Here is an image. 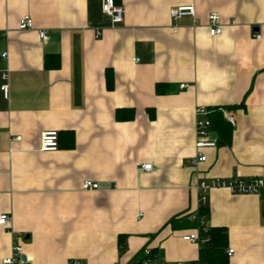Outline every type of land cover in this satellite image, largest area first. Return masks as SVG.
I'll list each match as a JSON object with an SVG mask.
<instances>
[{
  "label": "crops",
  "instance_id": "obj_1",
  "mask_svg": "<svg viewBox=\"0 0 264 264\" xmlns=\"http://www.w3.org/2000/svg\"><path fill=\"white\" fill-rule=\"evenodd\" d=\"M102 2L0 0V213L10 217L0 264L19 238L23 264H192L202 241L182 239L193 228L183 220L200 208L207 228L226 230L227 264H264V197L213 188L202 204L197 188L264 176V0H116V24ZM180 5L194 14L171 18ZM210 12L222 18L218 35ZM201 105L235 122L228 142L210 132L203 161ZM125 108L133 117L116 119ZM45 130L58 132L57 150H39ZM84 180L98 187L83 190Z\"/></svg>",
  "mask_w": 264,
  "mask_h": 264
},
{
  "label": "built area",
  "instance_id": "obj_2",
  "mask_svg": "<svg viewBox=\"0 0 264 264\" xmlns=\"http://www.w3.org/2000/svg\"><path fill=\"white\" fill-rule=\"evenodd\" d=\"M102 12L109 18L111 24H116L122 21L123 7L114 2V0H103L101 6ZM171 18H177L182 15H193L194 7L193 5H180L173 7L169 11ZM32 26V19L29 15H23L18 23L19 29H28ZM207 26L208 33L210 36L218 35L222 31V18L218 12H210L207 16ZM38 35L40 39L46 40L47 33L45 31H39ZM252 36L259 40L261 39V34L255 29H252ZM6 53H3L2 56H5ZM3 83L0 85V89L7 94V72L3 71L1 74ZM180 87H184V84H181ZM220 111L222 116L233 125L234 118L231 115H228L227 111L224 108H209L205 106H198L196 108V121H195V147L198 151L199 156L197 160H205V155L201 152V149L208 147H215L216 141L209 137L211 129V120L210 115L215 111ZM20 136H15L12 138L14 141L20 140ZM58 132L56 130H45L41 131L39 134V150L41 151H55L58 149ZM138 167L143 170H151V163H138ZM98 184L90 181L84 180L81 184L83 190L96 189ZM199 191V201L204 204L207 199L208 192L213 188H225L231 193L235 194H255L261 197H264V176H251L247 178L241 177H230V178H212L209 180L201 179L197 185ZM9 215L6 213H0V225L7 226L9 221ZM191 221H197V226L193 227L189 233H186L182 236V239L190 242L199 243L202 241L200 238L199 232L201 229L203 231L207 230V227L204 223V217L197 216L193 214L189 217ZM234 250L232 248L227 249V255H231ZM23 253L22 240L19 238L12 246L11 255L2 258V264H23L26 259ZM69 264H87L82 260L73 259ZM119 264V263H111ZM138 264V263H132ZM184 264V263H176Z\"/></svg>",
  "mask_w": 264,
  "mask_h": 264
},
{
  "label": "trees",
  "instance_id": "obj_3",
  "mask_svg": "<svg viewBox=\"0 0 264 264\" xmlns=\"http://www.w3.org/2000/svg\"><path fill=\"white\" fill-rule=\"evenodd\" d=\"M116 2V0H114ZM169 84L167 83H156L155 92L157 94H164L169 92ZM134 111L132 109H117L115 113L116 119H130L133 117ZM153 117V113L150 115ZM211 129L217 133L218 141L228 142L231 136L232 126L227 122L220 111L215 110L210 115ZM59 143V135H58ZM206 208H200L197 216H203L206 214ZM189 223L190 227L197 226V221H191L189 217H185L183 222ZM175 224V221L173 222ZM172 223V224H173ZM173 224V225H174ZM202 242L199 248V257L192 264H227V255L224 252L227 241L226 230L222 227H208L206 231L199 232Z\"/></svg>",
  "mask_w": 264,
  "mask_h": 264
},
{
  "label": "water",
  "instance_id": "obj_4",
  "mask_svg": "<svg viewBox=\"0 0 264 264\" xmlns=\"http://www.w3.org/2000/svg\"><path fill=\"white\" fill-rule=\"evenodd\" d=\"M24 259V257H22Z\"/></svg>",
  "mask_w": 264,
  "mask_h": 264
}]
</instances>
